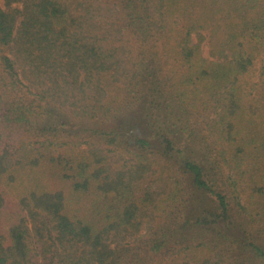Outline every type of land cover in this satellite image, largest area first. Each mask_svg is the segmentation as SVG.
Instances as JSON below:
<instances>
[{
  "label": "trees",
  "instance_id": "16d2710c",
  "mask_svg": "<svg viewBox=\"0 0 264 264\" xmlns=\"http://www.w3.org/2000/svg\"><path fill=\"white\" fill-rule=\"evenodd\" d=\"M0 264H264V0H0Z\"/></svg>",
  "mask_w": 264,
  "mask_h": 264
}]
</instances>
